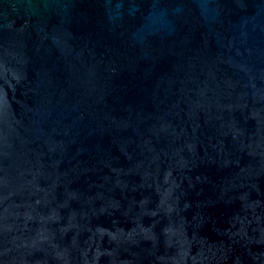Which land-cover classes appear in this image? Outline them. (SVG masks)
I'll return each instance as SVG.
<instances>
[{"label":"water","instance_id":"95a60500","mask_svg":"<svg viewBox=\"0 0 264 264\" xmlns=\"http://www.w3.org/2000/svg\"><path fill=\"white\" fill-rule=\"evenodd\" d=\"M0 264H264V0H0Z\"/></svg>","mask_w":264,"mask_h":264}]
</instances>
